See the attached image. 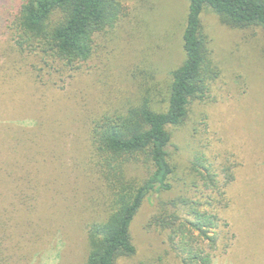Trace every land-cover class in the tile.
Here are the masks:
<instances>
[{"label": "rangeland", "instance_id": "374dc122", "mask_svg": "<svg viewBox=\"0 0 264 264\" xmlns=\"http://www.w3.org/2000/svg\"><path fill=\"white\" fill-rule=\"evenodd\" d=\"M115 1L120 39L101 37L94 58L75 71L19 73L0 52V207L15 234L28 232L29 264L83 263L87 226L101 215L99 175L89 170L91 124L139 106L186 58L190 0ZM201 22L220 76L170 128L174 190L144 203L132 226L138 254L120 264H181L169 234L149 223L156 208L184 198L221 219L214 264H264V30L227 26L212 9ZM199 158L219 175V189L193 176ZM28 207H37L31 217ZM167 209L179 211L173 203Z\"/></svg>", "mask_w": 264, "mask_h": 264}, {"label": "trees", "instance_id": "16d2710c", "mask_svg": "<svg viewBox=\"0 0 264 264\" xmlns=\"http://www.w3.org/2000/svg\"><path fill=\"white\" fill-rule=\"evenodd\" d=\"M119 7L115 0H0V52L6 67L33 75L40 66L41 72L53 65L64 71L79 69L94 58L101 37L120 39L122 33L116 31L123 12ZM206 9L232 28L264 30V0H190L183 33L186 58L172 72L170 82L156 89L148 87L139 97V106L129 104L124 112H105L93 121L89 170L99 175L101 215L87 226L82 264H120L137 256L132 237L137 215L152 195L174 190L177 172L170 152V128L185 122L191 103L204 101L210 84L220 76L202 30L201 16ZM192 170L206 188L219 189V175L201 158ZM171 203L177 213L168 211ZM196 204L186 198L163 203L149 227L169 234L168 242L181 264H214L221 219ZM29 208L24 209L26 217L37 207ZM182 209L189 212L184 215ZM4 214L0 207V264H29L28 232L15 234Z\"/></svg>", "mask_w": 264, "mask_h": 264}]
</instances>
